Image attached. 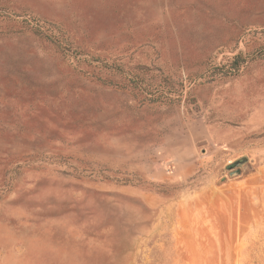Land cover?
<instances>
[{
    "label": "rangeland",
    "instance_id": "1",
    "mask_svg": "<svg viewBox=\"0 0 264 264\" xmlns=\"http://www.w3.org/2000/svg\"><path fill=\"white\" fill-rule=\"evenodd\" d=\"M0 264H264V0H0Z\"/></svg>",
    "mask_w": 264,
    "mask_h": 264
},
{
    "label": "trees",
    "instance_id": "2",
    "mask_svg": "<svg viewBox=\"0 0 264 264\" xmlns=\"http://www.w3.org/2000/svg\"><path fill=\"white\" fill-rule=\"evenodd\" d=\"M238 59H239V56H236V57H234L233 59H232V64L234 65V64H236V62L238 61Z\"/></svg>",
    "mask_w": 264,
    "mask_h": 264
},
{
    "label": "water",
    "instance_id": "3",
    "mask_svg": "<svg viewBox=\"0 0 264 264\" xmlns=\"http://www.w3.org/2000/svg\"><path fill=\"white\" fill-rule=\"evenodd\" d=\"M242 162H238L236 163V166H238L239 164H241ZM234 174H237V172H235ZM234 174H231V176H233Z\"/></svg>",
    "mask_w": 264,
    "mask_h": 264
}]
</instances>
